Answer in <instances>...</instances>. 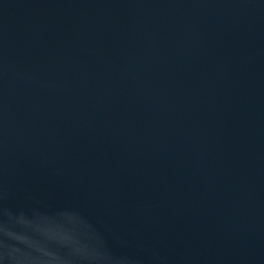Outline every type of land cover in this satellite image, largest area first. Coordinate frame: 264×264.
Listing matches in <instances>:
<instances>
[{"label": "water", "instance_id": "1", "mask_svg": "<svg viewBox=\"0 0 264 264\" xmlns=\"http://www.w3.org/2000/svg\"><path fill=\"white\" fill-rule=\"evenodd\" d=\"M0 264H264V0H0Z\"/></svg>", "mask_w": 264, "mask_h": 264}]
</instances>
